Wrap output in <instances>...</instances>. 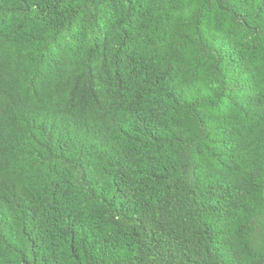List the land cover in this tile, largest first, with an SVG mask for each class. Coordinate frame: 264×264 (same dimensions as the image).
I'll use <instances>...</instances> for the list:
<instances>
[{
	"label": "trees",
	"instance_id": "1",
	"mask_svg": "<svg viewBox=\"0 0 264 264\" xmlns=\"http://www.w3.org/2000/svg\"><path fill=\"white\" fill-rule=\"evenodd\" d=\"M0 264H264V0H0Z\"/></svg>",
	"mask_w": 264,
	"mask_h": 264
}]
</instances>
